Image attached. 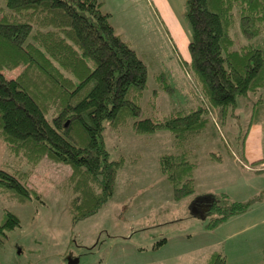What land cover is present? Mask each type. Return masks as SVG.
<instances>
[{"label": "trees", "instance_id": "16d2710c", "mask_svg": "<svg viewBox=\"0 0 264 264\" xmlns=\"http://www.w3.org/2000/svg\"><path fill=\"white\" fill-rule=\"evenodd\" d=\"M102 5L99 0H0V141L7 153L0 196L20 203L38 197L28 182L42 159L67 165L73 224L112 197L125 162L110 157L104 123L143 136L168 131L173 151L159 156V172L180 199L196 190L188 144L208 125V106L223 121L240 98L256 97L254 113L263 100L264 0H185L189 60L183 63L200 101L161 117L144 116L147 66L115 32ZM154 78L161 91L174 96L164 72ZM260 199L236 202L214 194L204 214L207 228ZM19 225L17 214L3 209L0 242ZM205 264L226 261L221 252H212Z\"/></svg>", "mask_w": 264, "mask_h": 264}, {"label": "rangeland", "instance_id": "374dc122", "mask_svg": "<svg viewBox=\"0 0 264 264\" xmlns=\"http://www.w3.org/2000/svg\"><path fill=\"white\" fill-rule=\"evenodd\" d=\"M99 1L102 10L110 14L115 32L147 66L148 88L141 99L144 116L161 117L173 107L186 108L199 102L193 76L185 73L183 63L189 60L184 1H171L180 27L170 26L169 32L153 0ZM161 72L175 88L172 97L158 88L154 76ZM155 88L159 90L153 95ZM260 97L263 100L256 113L252 107L256 97L240 98L223 121L217 110L208 106V125L188 144L190 160L196 165V190L180 199L174 198L170 183L159 172V156L173 151L168 131L143 136L131 128L115 131L104 123L110 157H123L125 162L118 171L112 197L95 214L74 224L68 213L71 168L42 159L28 182L38 197L20 203L0 196L2 208L20 219V225L7 231L0 242V264H71V260L74 264H153L155 258L171 260L178 255L202 260L210 250L221 252L226 264L238 262L240 253L255 251L264 238V172L252 171L264 168V159L253 163L255 160L249 162L242 156L248 132L264 146V90ZM219 193L236 202L261 199L242 215L207 228L208 216L201 208L197 213L191 208L209 200L198 196ZM237 226L241 234L235 242L229 235ZM163 239L166 241L161 243Z\"/></svg>", "mask_w": 264, "mask_h": 264}, {"label": "crops", "instance_id": "0c3cea01", "mask_svg": "<svg viewBox=\"0 0 264 264\" xmlns=\"http://www.w3.org/2000/svg\"><path fill=\"white\" fill-rule=\"evenodd\" d=\"M171 1L172 0H153L152 1L154 3L156 2V4H157V7H158V10L160 13L158 11L157 12L160 15V17L162 18V24L166 28L167 32H169L168 28L170 26L174 27L175 29H177V27H180V26H178V25H180V21H178V15L174 11V7L172 6ZM183 1L185 2V0H183ZM155 14L157 15L156 12H155ZM250 129H251V127H250ZM252 130L256 132V129L252 128ZM249 136H250V132H248V135L246 136V138L244 140L243 149H242V154H243L242 156L245 158L246 161L249 160V162H250V161L255 160V162L258 163L264 159V146L262 144L263 142L260 139L259 140H253ZM256 139H258V138H256ZM5 149L6 148H5L4 143L2 141H0V165H2V163H3L2 160L6 155ZM3 152H4V154H3ZM245 155L247 157H245ZM252 171L260 173V172H264V168L260 169L259 171L258 170H252ZM198 197L199 198L208 197L209 200H207L205 202L202 201V203L199 202V204H197L196 208H200L202 204H204V205L209 204V202L211 201V198H212V196L208 195V194H205L204 196L200 195ZM259 206L262 207L261 205H259ZM263 207H264V205H263ZM3 209L4 208H2V206L0 205V220H1L2 213H3ZM203 212L205 213V211H203ZM240 215H242V214H240ZM236 216H239V215H236ZM229 220L230 219L228 218V221ZM225 222L226 221H224V223ZM240 234H241V230H238V226L236 228L234 227L233 233H231L229 235V240H232L235 242L240 241ZM263 247H264V238H261V240L258 241V246L255 248V251L247 252V253H244V252L240 253L239 258H238L239 261L233 262L232 264H259L261 262V259H262ZM228 250L230 252V247L228 248ZM210 253H212L211 250L209 253H206L205 258H203L202 260H197L196 258L183 259L179 255L172 258L171 260L164 258V257H161L160 259L155 258L153 260V264H205L206 259L208 258ZM227 264H228V262H227Z\"/></svg>", "mask_w": 264, "mask_h": 264}, {"label": "water", "instance_id": "95a60500", "mask_svg": "<svg viewBox=\"0 0 264 264\" xmlns=\"http://www.w3.org/2000/svg\"><path fill=\"white\" fill-rule=\"evenodd\" d=\"M191 211H192V213H197L198 211H197V208L195 207V206H193L192 208H191ZM205 213H203V215H204ZM70 263L71 264H74L75 262L74 261H70Z\"/></svg>", "mask_w": 264, "mask_h": 264}, {"label": "flooded vegetation", "instance_id": "af4514ba", "mask_svg": "<svg viewBox=\"0 0 264 264\" xmlns=\"http://www.w3.org/2000/svg\"><path fill=\"white\" fill-rule=\"evenodd\" d=\"M208 205H209V204H207V205L202 204L201 207H200L201 210H202V211H205V210L207 209ZM197 209H198V208H197Z\"/></svg>", "mask_w": 264, "mask_h": 264}]
</instances>
